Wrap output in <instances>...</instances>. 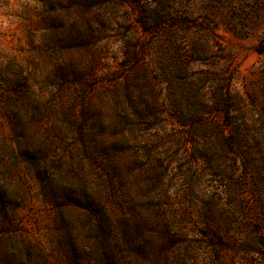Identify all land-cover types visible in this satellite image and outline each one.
I'll return each instance as SVG.
<instances>
[{
  "label": "rangeland",
  "instance_id": "374dc122",
  "mask_svg": "<svg viewBox=\"0 0 264 264\" xmlns=\"http://www.w3.org/2000/svg\"><path fill=\"white\" fill-rule=\"evenodd\" d=\"M0 264H264V0H0Z\"/></svg>",
  "mask_w": 264,
  "mask_h": 264
}]
</instances>
